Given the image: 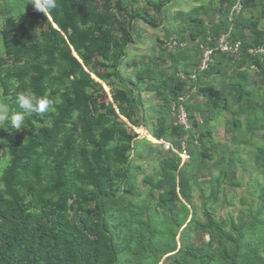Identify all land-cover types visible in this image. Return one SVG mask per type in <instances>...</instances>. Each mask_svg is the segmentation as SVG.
I'll list each match as a JSON object with an SVG mask.
<instances>
[{
    "label": "trees",
    "instance_id": "obj_1",
    "mask_svg": "<svg viewBox=\"0 0 264 264\" xmlns=\"http://www.w3.org/2000/svg\"><path fill=\"white\" fill-rule=\"evenodd\" d=\"M139 1L57 0L50 12L36 10L35 0L6 7L0 27L2 99L19 112L18 94L30 91L51 99L54 110L32 114L22 129L0 130L6 156L0 168V264H124L129 253L134 264H264L263 205L249 210V221L230 220L229 227L214 214L222 184L239 185L240 159L238 148L232 152L215 141L210 127L227 112L233 142L248 144L258 131L264 139V59L247 51L264 46V0H215L212 10L200 4L177 13V27L165 31L166 38L157 37L162 52L141 62L132 79L121 67L137 37L135 21L161 27L174 0H142L158 18L136 6ZM216 13L218 19H212ZM221 33L240 41V59L216 51L212 64L200 70V44ZM172 36L178 44L168 48ZM250 70H255L254 90ZM215 74L218 83L209 80ZM142 83L158 101L150 134L175 148L186 137L190 151L189 161L181 164L176 152L161 148L156 175L145 179L149 195L156 191L157 199L144 217L129 201L141 168L131 157L138 134L129 124L144 120ZM194 90L204 98L201 107L188 99ZM180 94L186 96L187 129L174 123L172 105ZM253 155L264 167V145ZM207 176L211 187L201 221L192 190ZM122 207L130 212L120 214L124 234L115 220ZM159 209L168 212L167 221H159ZM192 226L204 234L200 241L191 238Z\"/></svg>",
    "mask_w": 264,
    "mask_h": 264
},
{
    "label": "rangeland",
    "instance_id": "obj_2",
    "mask_svg": "<svg viewBox=\"0 0 264 264\" xmlns=\"http://www.w3.org/2000/svg\"><path fill=\"white\" fill-rule=\"evenodd\" d=\"M135 5L140 7H147V10L152 15L156 16L157 18L159 17V13L153 8L147 6L142 0H140ZM184 5L185 3L183 4V6ZM9 6L13 8L18 7L19 0H0V27L3 23V18L7 13L5 9ZM212 7L214 6L209 5L208 8L212 10ZM185 9L187 11L189 10V8ZM172 14L173 11L170 9V6H166V10L163 14V22L161 27L159 28H151L139 20L135 21V32L137 35H139L140 38L139 41H135V43L130 45L128 48L125 63L121 67V72L124 76L133 78L137 69H140L142 67L141 62L149 61L148 59H150L151 57H155L157 56V54L162 52L161 48L158 46L157 37H160V39L166 38L165 31H168L174 27V20ZM2 54L3 48L0 39V55ZM166 57L168 60V55ZM133 60H137L139 63L137 65L131 64ZM249 73L252 78L251 85L249 88L251 90H254L255 84H253L252 81L255 79L256 76L255 70H250ZM220 79L221 78L219 74L209 76V80L213 83L220 82ZM100 82L103 84L104 89L107 91L109 99H111L109 87L104 82ZM190 92L191 93H189L188 95L189 101L191 103H199V106L201 107L202 103L204 102V98L197 95L195 90ZM143 95H145V112L143 113V115H145V124L148 127H152L154 121L152 119H154L155 117L157 100L155 99L154 94H151L149 92H145L143 93ZM261 99L262 95L259 92L258 98H256V100L258 102H261ZM0 100H3L1 95V89ZM196 116L198 117V119H200V114L198 111H196ZM230 117L231 115L225 112L215 122H211L210 127L213 130L215 141H219L220 143L226 146L228 145L231 148L232 152L233 150H236V148H238L237 155L240 160H237V177L239 185L233 186L226 182L222 184L218 199L214 204V214L217 219H220L225 223L226 227H229L230 220L236 221L238 223L240 221H249L251 219L249 210L255 211L258 206L263 205V212L260 215L261 223L259 225L261 228L259 231V239L260 241H264V232H261L264 231V167H261L257 160L253 157L255 147L258 145H264V139L261 135L262 131H258L256 134L252 135L249 139L250 142L248 144H237L232 141L231 133L226 129L225 119H229ZM139 127L140 126H136V128H133L131 126L132 131H138L143 136H138L137 139L134 140V148L131 153L133 162L137 165H140L141 168L137 170L136 174L137 191L133 196L129 197V201H132V204L136 206L135 211L138 210L137 207L142 208L141 215L142 217H144V213L146 212L147 206L153 205V203L157 199L156 191L153 192V195H149V184L145 182V179H149L150 177L156 175L160 166L161 157L159 152L162 151V145L158 142H154L155 139L149 134H147L144 129H141ZM145 140L150 141L151 145L147 144ZM230 153L231 152H227L226 155L229 156ZM214 158L215 159L213 161V168L214 173H216L218 159L217 156ZM5 163L6 156L2 153V150L0 149V168L4 166ZM210 187L211 184L208 180V176L199 177L197 183L194 185L192 190V200L196 207L197 217L201 221H204V215L202 212V201L205 199V196H207L210 192ZM201 188L204 190V192L201 191ZM182 200L183 203L187 205L188 210L191 211L189 203L186 202L185 199ZM122 211L123 212L121 213L118 211L116 212L117 216L115 220L116 223L120 224L123 228L122 234H124V232L126 231V225L122 221L125 220V216L127 217V215H130V212L126 207H122ZM122 213L125 216L120 215ZM167 214L168 212H166L165 210L159 209V221H167ZM189 217L187 221L189 220ZM170 228L173 229V226H170ZM190 235L193 240L196 239L197 241H200L201 237H203L204 234L199 231H196L192 226L190 229ZM165 239L167 238L165 237ZM175 241L178 247L180 245V237L178 232L175 234ZM126 256L127 258L122 259V261L124 260V264H134L133 255L129 253ZM161 263L162 260H160L157 264Z\"/></svg>",
    "mask_w": 264,
    "mask_h": 264
},
{
    "label": "built area",
    "instance_id": "obj_3",
    "mask_svg": "<svg viewBox=\"0 0 264 264\" xmlns=\"http://www.w3.org/2000/svg\"><path fill=\"white\" fill-rule=\"evenodd\" d=\"M240 7H241L240 3H236V5H234L233 8L234 10L239 11ZM177 42L178 41L176 36L170 37V40L168 42V48L174 47L176 44H178ZM200 49H201V55L199 57V65H198V68L200 70H206L209 67V65L212 64L214 60L213 55L216 51L228 53L229 55L232 56L234 60H239L242 55V51L240 48V41L232 40L230 38L229 33H221L218 37L214 39V41H212V37L207 36L205 41L202 44H200ZM247 51L253 55L255 54L260 55L264 59V46L250 47L248 48ZM185 97L186 96H184L183 94H180L177 97V101L173 102L172 106H173V114L176 117L174 123L181 125L187 129L190 127V121L188 118L186 108L183 104ZM154 142H158L159 144H161L162 148L165 150L172 149L174 152H176L181 158V164H184L189 161L190 151L187 147L186 137H183L181 139L180 148H175L174 146L171 145L170 142H166L158 139H155Z\"/></svg>",
    "mask_w": 264,
    "mask_h": 264
},
{
    "label": "clouds",
    "instance_id": "obj_4",
    "mask_svg": "<svg viewBox=\"0 0 264 264\" xmlns=\"http://www.w3.org/2000/svg\"><path fill=\"white\" fill-rule=\"evenodd\" d=\"M33 6L40 12H50L52 9L57 8L58 5L57 0H35ZM17 102L21 111L14 112L5 100H0V130L8 128L9 125L13 129H22L24 128L26 118L32 114L54 110V102L51 99L30 91L18 94Z\"/></svg>",
    "mask_w": 264,
    "mask_h": 264
},
{
    "label": "crops",
    "instance_id": "obj_5",
    "mask_svg": "<svg viewBox=\"0 0 264 264\" xmlns=\"http://www.w3.org/2000/svg\"><path fill=\"white\" fill-rule=\"evenodd\" d=\"M185 3V5L183 6V4ZM209 2V3H208ZM188 3V4H187ZM208 3V4H207ZM204 5V6H208L209 7V5L211 6H214V7H212V8H215L216 6V3H215V0H174L171 4H169V6H170V9L173 11V20H174V16L177 14V13H179V12H182V11H187L185 8H189V9H191L192 7H194V6H197V5ZM207 4V5H206ZM183 7V8H182ZM185 7V8H184ZM207 7V8H208ZM212 19H215V20H217L218 19V14L216 13L215 15H213V18ZM181 24H182V22H181ZM177 27V24H176V22L174 21V28H176ZM139 35H137V37H136V39H135V41L137 42V41H139ZM133 79V78H132ZM145 83H142V84H140V87H139V91L142 93V98H143V100L145 99V95H143V93H151V94H153L152 92H150V91H145L144 90V87H145ZM155 97V96H154ZM156 99V98H155ZM158 102V101H157ZM144 104H145V100H144ZM145 116V115H144ZM156 118V115H155V117H154V119ZM154 119H152V120H154ZM141 125V126H140ZM139 126H140V128H142V129H144L145 131H146V133L147 134H149L151 137H152V135L150 134V130L152 129V127H148L146 124H145V118H144V120L141 122V124H140ZM133 128H135L136 126H132ZM137 134H138V136H143L141 133H139L138 131H135Z\"/></svg>",
    "mask_w": 264,
    "mask_h": 264
},
{
    "label": "water",
    "instance_id": "obj_6",
    "mask_svg": "<svg viewBox=\"0 0 264 264\" xmlns=\"http://www.w3.org/2000/svg\"><path fill=\"white\" fill-rule=\"evenodd\" d=\"M187 39H188L189 42L191 41L190 36L188 34H187Z\"/></svg>",
    "mask_w": 264,
    "mask_h": 264
}]
</instances>
